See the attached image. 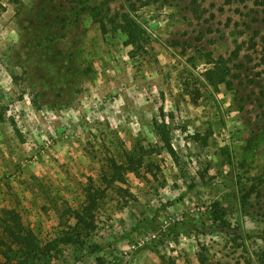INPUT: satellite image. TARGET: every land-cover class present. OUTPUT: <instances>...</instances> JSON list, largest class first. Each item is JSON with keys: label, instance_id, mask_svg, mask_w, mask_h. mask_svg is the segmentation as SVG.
<instances>
[{"label": "rangeland", "instance_id": "374dc122", "mask_svg": "<svg viewBox=\"0 0 264 264\" xmlns=\"http://www.w3.org/2000/svg\"><path fill=\"white\" fill-rule=\"evenodd\" d=\"M191 1L0 0V209L45 238L59 229L57 208L106 187L112 158L138 148L147 158L141 177L125 171L123 190L101 200L103 251L76 260L68 248L60 264H161L157 251L177 264H264V140L246 149L264 129V48L249 42L264 32V7L197 0L193 13ZM109 7L145 28L147 53L110 25L103 34ZM239 45L241 79L213 87L205 73ZM254 185L261 194L243 207ZM215 202L231 229L213 225Z\"/></svg>", "mask_w": 264, "mask_h": 264}, {"label": "trees", "instance_id": "16d2710c", "mask_svg": "<svg viewBox=\"0 0 264 264\" xmlns=\"http://www.w3.org/2000/svg\"><path fill=\"white\" fill-rule=\"evenodd\" d=\"M158 2L160 0H153ZM167 5L177 7L179 0H164ZM235 3V0H230ZM244 0H239L243 2ZM257 5L264 7V0L256 1ZM197 0H192L189 7L193 10L197 7ZM242 13L241 9H237ZM255 21L257 19L254 18ZM101 30L105 36L109 33V25L116 31L124 34L127 38L126 45L132 46L136 53H147L148 33L145 28L132 16L129 12L116 11L112 12L109 7L108 12L100 20ZM251 29L250 26H247ZM245 33V32H241ZM259 39V41H258ZM251 45L250 49H256L259 43H262L264 48V32L254 30L249 38ZM242 46L232 53L230 58L221 57L214 62L213 68L205 73V79L213 87L225 84L229 90L234 89V81L240 80L242 70L246 65L239 62ZM165 143L171 155H175L172 149L169 137L163 135L161 138ZM264 140V129H255L251 131L250 137L247 139V153L252 156L261 141ZM136 149L133 153L125 152L123 160L119 163L115 158H112L109 163V173L103 172V184L106 187L102 189L94 184H90L84 190V202L77 208L58 209V227L52 235L41 237L30 225L25 223L21 213L15 208L4 207L0 209V264H60L68 248H72L76 254V260H81L86 254H99L103 251V245L96 244L93 240L94 233L97 229V214L101 206V200L108 190L122 191L123 188L117 187L116 182L125 183V171L141 177L145 172L147 158L142 150ZM260 195L261 191L256 185L247 189L242 195V206L246 207L250 203L252 195ZM211 219L213 225L222 231L231 229V224L225 219L226 210L221 202H215L211 205ZM181 227L180 222H175L170 226L169 230L176 233ZM161 264H177L174 257L167 254H160ZM99 264L104 263L101 256L97 257Z\"/></svg>", "mask_w": 264, "mask_h": 264}]
</instances>
